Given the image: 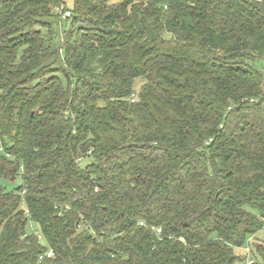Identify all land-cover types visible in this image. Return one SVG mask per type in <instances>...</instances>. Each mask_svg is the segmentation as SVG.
Wrapping results in <instances>:
<instances>
[{
  "label": "trees",
  "instance_id": "16d2710c",
  "mask_svg": "<svg viewBox=\"0 0 264 264\" xmlns=\"http://www.w3.org/2000/svg\"><path fill=\"white\" fill-rule=\"evenodd\" d=\"M0 139V264H245L264 0H0Z\"/></svg>",
  "mask_w": 264,
  "mask_h": 264
},
{
  "label": "rangeland",
  "instance_id": "374dc122",
  "mask_svg": "<svg viewBox=\"0 0 264 264\" xmlns=\"http://www.w3.org/2000/svg\"><path fill=\"white\" fill-rule=\"evenodd\" d=\"M63 1L65 3L66 7H68L69 9H74L75 0H63ZM63 24H64V26L68 25V23L66 21L63 22ZM5 142L8 144L7 140H5ZM1 145H2V140L0 139V146ZM89 161H90V159H88V158L83 159V163H87ZM21 183H22V179L20 176H18L16 178V180H14V181H7L6 179L0 177V185L6 187L8 190H14L19 185H21ZM263 240H264V236H262V234L257 235V237L250 239L249 244H247L246 246H244L242 248H237L236 252H237V254H243L245 248L250 247V249L252 250L251 253H254V242L255 241L256 242H264Z\"/></svg>",
  "mask_w": 264,
  "mask_h": 264
},
{
  "label": "built area",
  "instance_id": "2783aa9c",
  "mask_svg": "<svg viewBox=\"0 0 264 264\" xmlns=\"http://www.w3.org/2000/svg\"><path fill=\"white\" fill-rule=\"evenodd\" d=\"M64 16L66 17V16H71V13L69 12V11H67L65 14H64ZM0 151L2 152V153H5L7 156H11L9 153H7V152H5V150H4V147L1 145L0 146ZM159 231H160V229H158ZM245 253H246V255H247V258H246V263L245 264H253L254 262H255V258L253 257V255H252V253H251V249H250V247H248V248H245ZM53 253V251L51 250L49 253H48V255L50 256L51 254Z\"/></svg>",
  "mask_w": 264,
  "mask_h": 264
}]
</instances>
